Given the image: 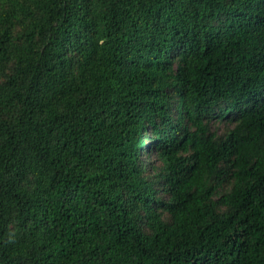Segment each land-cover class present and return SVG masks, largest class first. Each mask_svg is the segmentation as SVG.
I'll list each match as a JSON object with an SVG mask.
<instances>
[{
    "label": "trees",
    "instance_id": "1",
    "mask_svg": "<svg viewBox=\"0 0 264 264\" xmlns=\"http://www.w3.org/2000/svg\"><path fill=\"white\" fill-rule=\"evenodd\" d=\"M0 264H264V0H0Z\"/></svg>",
    "mask_w": 264,
    "mask_h": 264
},
{
    "label": "rangeland",
    "instance_id": "2",
    "mask_svg": "<svg viewBox=\"0 0 264 264\" xmlns=\"http://www.w3.org/2000/svg\"><path fill=\"white\" fill-rule=\"evenodd\" d=\"M175 102V98L171 104L172 106V111H171V114L173 117V119L176 121V118H175V114H176V104H173ZM225 105L223 104H219L217 106H214L212 107L208 113L206 114L205 118H204V121L207 122V126H208V130H210L211 132H214L216 137L218 139H223L227 133V131L233 126L234 124V117H235V114L232 113V112H226L224 114H222L221 112V108H223ZM149 133V132H148ZM151 142L152 140L151 139H143V148L146 149V150H149L150 149V146H151ZM155 162V168L156 170L159 169V166H160V162L159 161H153ZM145 163H148V160H144V164ZM154 172H156L155 170H150L149 168L146 170V174L147 175H152ZM150 179H153L152 176L150 177ZM155 180V187L157 188L158 190V196H162L165 198V193H163V190H162V184H163V181L162 180H159L158 182H156L157 179H153ZM163 218L164 220H168L169 219V215L164 211V214H163Z\"/></svg>",
    "mask_w": 264,
    "mask_h": 264
}]
</instances>
